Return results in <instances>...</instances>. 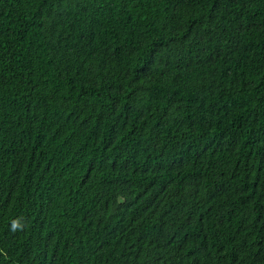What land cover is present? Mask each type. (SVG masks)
Masks as SVG:
<instances>
[{"label":"trees","instance_id":"1","mask_svg":"<svg viewBox=\"0 0 264 264\" xmlns=\"http://www.w3.org/2000/svg\"><path fill=\"white\" fill-rule=\"evenodd\" d=\"M0 264H264V0H0Z\"/></svg>","mask_w":264,"mask_h":264}]
</instances>
